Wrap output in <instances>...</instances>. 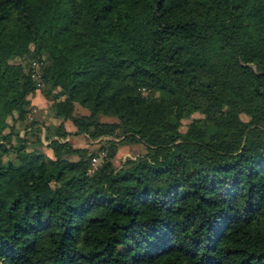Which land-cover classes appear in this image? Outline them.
<instances>
[{
	"label": "trees",
	"instance_id": "1",
	"mask_svg": "<svg viewBox=\"0 0 264 264\" xmlns=\"http://www.w3.org/2000/svg\"><path fill=\"white\" fill-rule=\"evenodd\" d=\"M0 264H264V0H0Z\"/></svg>",
	"mask_w": 264,
	"mask_h": 264
},
{
	"label": "rangeland",
	"instance_id": "2",
	"mask_svg": "<svg viewBox=\"0 0 264 264\" xmlns=\"http://www.w3.org/2000/svg\"><path fill=\"white\" fill-rule=\"evenodd\" d=\"M37 93L38 94L36 95V97L31 100L32 102L31 106L37 109L35 113L41 114V112L43 111L44 114L47 115L49 113L48 108L52 104V102L42 95L41 90H38ZM77 112H79V114H85L87 113V110L78 105ZM104 120L114 121L115 119L114 118H104ZM190 121L191 120H184L182 118L175 117V118H172L171 120V126L173 128L181 127L182 130H185L188 124L190 123ZM66 127L68 130L72 132V136H70L71 137L70 140L74 144V146L88 147L91 151H95L99 148V143L97 142L93 143L85 134L77 133V128L72 124V122H68L66 124ZM43 139H44V136H43ZM47 144L48 142L44 140V147L42 148V150L52 156L53 152L51 149L47 147ZM147 150H148L147 146L142 142L122 145L120 146L117 155L114 157L113 162L115 166L120 167L128 157H136L138 155L146 153ZM104 156H105V153H101L99 155L96 165L91 164L92 169L97 168L103 162Z\"/></svg>",
	"mask_w": 264,
	"mask_h": 264
},
{
	"label": "built area",
	"instance_id": "3",
	"mask_svg": "<svg viewBox=\"0 0 264 264\" xmlns=\"http://www.w3.org/2000/svg\"><path fill=\"white\" fill-rule=\"evenodd\" d=\"M32 67H33V78L36 79V80H39L38 84L40 86L41 85V79H40L41 72L39 71L40 65H39V63L34 62ZM97 161H98V158H94L92 160V162H93L92 164L96 165Z\"/></svg>",
	"mask_w": 264,
	"mask_h": 264
},
{
	"label": "crops",
	"instance_id": "4",
	"mask_svg": "<svg viewBox=\"0 0 264 264\" xmlns=\"http://www.w3.org/2000/svg\"><path fill=\"white\" fill-rule=\"evenodd\" d=\"M70 131V130H69Z\"/></svg>",
	"mask_w": 264,
	"mask_h": 264
}]
</instances>
